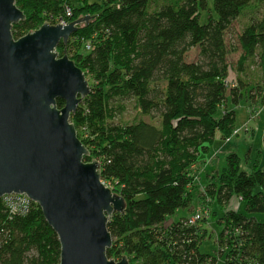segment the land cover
Listing matches in <instances>:
<instances>
[{
    "label": "trees",
    "instance_id": "trees-1",
    "mask_svg": "<svg viewBox=\"0 0 264 264\" xmlns=\"http://www.w3.org/2000/svg\"><path fill=\"white\" fill-rule=\"evenodd\" d=\"M15 4L25 20L12 27L14 39L44 23L89 19L56 51L89 83L70 117L90 153L85 161L100 163L101 181L125 204L108 222L107 256H127L129 264H264V222L225 211L210 224L220 231L203 220L189 223L199 208L192 205L198 164L217 137L234 133V107L244 99L250 113L264 108V0H213V12L206 0ZM195 48L196 60L188 61ZM231 53L238 54L233 62ZM211 173L196 192L211 218L212 206L224 208L233 195L247 213H264V168L255 163L247 172L230 153ZM209 237L214 255L200 251ZM59 258L58 237L40 208L30 202L12 212L0 198V264H59Z\"/></svg>",
    "mask_w": 264,
    "mask_h": 264
},
{
    "label": "water",
    "instance_id": "water-1",
    "mask_svg": "<svg viewBox=\"0 0 264 264\" xmlns=\"http://www.w3.org/2000/svg\"><path fill=\"white\" fill-rule=\"evenodd\" d=\"M24 20L15 0H0V198L25 195L40 208L58 237L59 264H129L107 256V225L124 200L101 181L100 163L85 161L90 153L70 121L89 83L56 51L89 19L44 23L14 39Z\"/></svg>",
    "mask_w": 264,
    "mask_h": 264
},
{
    "label": "rangeland",
    "instance_id": "rangeland-1",
    "mask_svg": "<svg viewBox=\"0 0 264 264\" xmlns=\"http://www.w3.org/2000/svg\"><path fill=\"white\" fill-rule=\"evenodd\" d=\"M93 2L95 0H89ZM208 7L213 12V0H206ZM75 3L76 0H71ZM78 4V3H77ZM214 14V13H213ZM205 19V16L201 17V21ZM238 25L235 24L234 32L231 33L230 37H227V42H234V36L236 30H238ZM197 49H192L187 54L188 61H195L197 58ZM238 57V54L231 53L229 55V61L233 62ZM234 112L236 116V122L234 127V133L232 136L226 140L219 139L216 141L211 148V152L205 158H202V162L198 164V179L196 181V190L194 192V199L192 205L197 209L206 210L207 207L203 206L200 200L197 201L196 192L202 190L207 183L210 182V176L206 174L219 171L225 165V157L230 153H236L241 159V167L243 170L250 172L253 165L257 163L259 168H264V108L260 105L256 106V112L250 113L249 108L243 99L240 103L234 107ZM134 113L129 108L128 116H132ZM212 160V161H211ZM211 161V162H210ZM209 164L208 167H206ZM216 168V169H215ZM215 170V171H214ZM104 183V182H103ZM212 210L216 213L215 218L210 217V213L205 214L204 223L210 227H216L220 231V227L215 224L210 225L211 222H216L222 217L225 211H235L247 217H254L259 222H264V213L249 214L245 210V203L240 200L236 195H233L227 205L224 208H220L217 205L212 206ZM189 214V211H180L177 215ZM176 215V216H177ZM212 222V223H213ZM215 228V229H216ZM201 253L214 255L216 251V243L212 237L207 238L200 246Z\"/></svg>",
    "mask_w": 264,
    "mask_h": 264
},
{
    "label": "built area",
    "instance_id": "built-area-1",
    "mask_svg": "<svg viewBox=\"0 0 264 264\" xmlns=\"http://www.w3.org/2000/svg\"><path fill=\"white\" fill-rule=\"evenodd\" d=\"M60 25L65 26L67 24L61 22ZM2 198L4 199L6 204H8V206L11 207L12 212H23L27 208L28 204L31 202L25 195L13 194V195L4 196ZM205 214H206L205 211L198 208L197 210H195L194 214L189 219V223L195 224L201 220H204Z\"/></svg>",
    "mask_w": 264,
    "mask_h": 264
},
{
    "label": "crops",
    "instance_id": "crops-1",
    "mask_svg": "<svg viewBox=\"0 0 264 264\" xmlns=\"http://www.w3.org/2000/svg\"><path fill=\"white\" fill-rule=\"evenodd\" d=\"M219 139H220V138H219V137H217V138H216V140H215V142H216V141H219ZM210 152H211V151H210ZM211 161H212V160H211ZM211 161H210V162H211ZM209 164H210V163H208V165H207L206 167H208V166H209ZM215 169H216V168H215ZM206 174H207V172H206Z\"/></svg>",
    "mask_w": 264,
    "mask_h": 264
}]
</instances>
